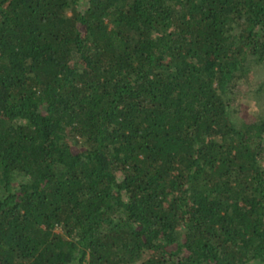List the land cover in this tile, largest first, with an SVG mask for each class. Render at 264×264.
Returning <instances> with one entry per match:
<instances>
[{
  "label": "trees",
  "instance_id": "16d2710c",
  "mask_svg": "<svg viewBox=\"0 0 264 264\" xmlns=\"http://www.w3.org/2000/svg\"><path fill=\"white\" fill-rule=\"evenodd\" d=\"M256 68L264 0H0V264H264Z\"/></svg>",
  "mask_w": 264,
  "mask_h": 264
},
{
  "label": "rangeland",
  "instance_id": "374dc122",
  "mask_svg": "<svg viewBox=\"0 0 264 264\" xmlns=\"http://www.w3.org/2000/svg\"><path fill=\"white\" fill-rule=\"evenodd\" d=\"M250 81H249V84H250V88L252 89L253 87L255 88L258 84H262L263 87H264V80L259 76L258 74V68H256V71L255 72H252L251 74V77H250ZM248 83H244V86L240 89V94L241 96H245L246 95V91H245V87L248 86L247 85ZM253 103H249L247 101H238L239 105L238 107L240 109H242V111H240L239 115L240 116H243L245 118H248L251 116V113H253L252 111L256 110L257 108H254V104L256 102H259L257 99H253ZM237 103V104H238ZM242 104V105H241ZM252 109V110H251ZM250 110V111H249ZM60 230V229H59Z\"/></svg>",
  "mask_w": 264,
  "mask_h": 264
}]
</instances>
